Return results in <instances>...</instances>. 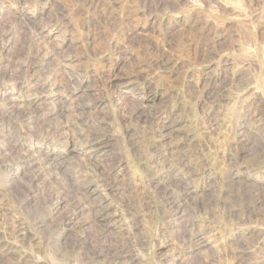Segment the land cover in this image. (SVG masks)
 Returning a JSON list of instances; mask_svg holds the SVG:
<instances>
[{"label":"rangeland","instance_id":"1","mask_svg":"<svg viewBox=\"0 0 264 264\" xmlns=\"http://www.w3.org/2000/svg\"><path fill=\"white\" fill-rule=\"evenodd\" d=\"M0 264H264V0H0Z\"/></svg>","mask_w":264,"mask_h":264},{"label":"bare ground","instance_id":"2","mask_svg":"<svg viewBox=\"0 0 264 264\" xmlns=\"http://www.w3.org/2000/svg\"><path fill=\"white\" fill-rule=\"evenodd\" d=\"M101 7V6H100ZM38 73V72H37ZM45 76V75H44ZM65 87V86H64Z\"/></svg>","mask_w":264,"mask_h":264}]
</instances>
